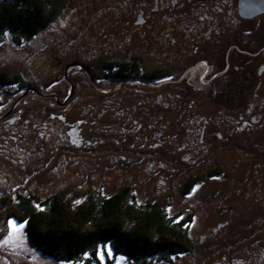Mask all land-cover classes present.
Returning a JSON list of instances; mask_svg holds the SVG:
<instances>
[{
	"label": "rangeland",
	"instance_id": "rangeland-1",
	"mask_svg": "<svg viewBox=\"0 0 264 264\" xmlns=\"http://www.w3.org/2000/svg\"><path fill=\"white\" fill-rule=\"evenodd\" d=\"M103 1L96 0L97 8L90 9L87 0H66L61 13L32 38L0 30V71L14 70L19 76L18 83L0 86L4 115L0 117V194L41 198L79 185L108 196L129 185L137 202H157L175 221L189 218L191 250L150 257L155 264H264V208L251 204L253 191L239 192L238 198L234 195L241 199L238 205L228 199L237 175L229 154L219 160L229 174L218 181L219 198L208 196L212 179L182 192L187 166L206 157L197 152L198 142L187 134V119L199 114L213 126L217 118L237 117L240 110L222 107L221 99L196 107L188 95H181L179 110L177 95L161 85H142L143 95L131 84L129 89L123 85L117 92L107 91L113 86L103 58L127 51L130 45L140 46L142 38L131 34V16L99 18L96 10L103 12ZM162 60L154 50L144 54L141 67L149 72ZM20 87L27 88V93L16 101ZM55 97L65 98L66 105L56 106ZM244 99L245 105L248 101L264 104L259 95ZM257 109L264 120V107ZM239 140L232 141L239 144ZM246 176L242 172L239 177ZM226 187L228 192L223 193ZM250 219L257 222L247 224ZM9 221L19 233L10 234ZM217 221L226 222L217 233L206 231ZM6 224L0 236V264H138L104 242L76 260L51 259L27 239L23 221L9 217Z\"/></svg>",
	"mask_w": 264,
	"mask_h": 264
},
{
	"label": "flooded vegetation",
	"instance_id": "flooded-vegetation-1",
	"mask_svg": "<svg viewBox=\"0 0 264 264\" xmlns=\"http://www.w3.org/2000/svg\"><path fill=\"white\" fill-rule=\"evenodd\" d=\"M103 2L106 5L103 12L96 10L99 18H118L124 17V14L126 17L131 16L130 24L134 28L131 34L138 33L142 38L140 46L130 45L127 51L118 50L115 55L108 57L110 54H107L103 58L102 66L110 69L108 78L112 79L113 86L107 91L117 92L123 85L129 89L131 84L137 94L143 95L145 90L141 91L142 85H161L177 95L174 97L178 99L176 104L179 110L181 95H188L196 107L204 101L221 99L222 107L240 110L237 117L217 118L218 121L213 122V126L211 121L209 125L208 119L199 114L187 119V134L190 139L194 138L198 142L197 152L206 157L198 164L187 166L184 183L188 185L186 190L182 185L183 192H190L194 186L212 179L214 182L209 188L208 196L219 198L218 181L229 175L219 164V160L223 154H229L237 175H234L235 180L230 189L224 188L223 193L230 191L232 197L228 199L238 205L241 199L238 201L235 198L240 197L237 196L239 192L245 191L247 194L253 191L251 204L264 208V170L261 169L264 162V120H261V112L257 109L263 108L264 104H256L255 101L251 105L249 101L244 104V98L250 95L264 97V0ZM97 4L96 0H87V8H95ZM126 40L129 42L128 36ZM154 50L161 54L162 64L147 72L141 67L143 56L153 53ZM83 69L93 80L94 74L86 64ZM156 69L162 70L160 76L148 78L147 73ZM35 90L33 91L36 95L40 94ZM23 93L26 95L27 88H24ZM19 97L16 101L20 100ZM55 100L56 106L62 103L66 105L65 98L58 101L55 97ZM166 104L163 103L164 106ZM3 116V112H0V117ZM238 137L239 144L232 141ZM242 172L247 176L239 177ZM228 208L227 206L225 209ZM225 222L217 221L206 231L217 233L218 228ZM250 222L256 223L257 219H250ZM216 263L222 264L220 261Z\"/></svg>",
	"mask_w": 264,
	"mask_h": 264
},
{
	"label": "trees",
	"instance_id": "trees-1",
	"mask_svg": "<svg viewBox=\"0 0 264 264\" xmlns=\"http://www.w3.org/2000/svg\"><path fill=\"white\" fill-rule=\"evenodd\" d=\"M65 1L0 0V30L32 38L62 11ZM161 71L156 69L147 77H159ZM18 82L16 71H0V85ZM24 88L20 87L14 100ZM182 185L186 190L188 184L183 181ZM98 193L90 186L68 185L41 198L36 194H0V236L5 234L7 218L23 221L27 239L42 254L68 261L81 258L101 242L112 244L138 264H155L150 257L163 258L191 250L189 218L175 221L161 204L137 202L129 185L108 196Z\"/></svg>",
	"mask_w": 264,
	"mask_h": 264
},
{
	"label": "snow or ice",
	"instance_id": "snow-or-ice-1",
	"mask_svg": "<svg viewBox=\"0 0 264 264\" xmlns=\"http://www.w3.org/2000/svg\"><path fill=\"white\" fill-rule=\"evenodd\" d=\"M9 227L11 229V233L10 234H12V233H19V231H20V229L12 221H9ZM5 242H7V241H5ZM100 256H101V258H103V251H101ZM122 259L123 258H121V260Z\"/></svg>",
	"mask_w": 264,
	"mask_h": 264
}]
</instances>
